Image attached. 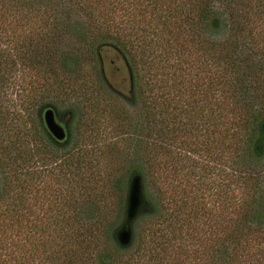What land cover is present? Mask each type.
I'll list each match as a JSON object with an SVG mask.
<instances>
[{
    "label": "trees",
    "instance_id": "1",
    "mask_svg": "<svg viewBox=\"0 0 264 264\" xmlns=\"http://www.w3.org/2000/svg\"><path fill=\"white\" fill-rule=\"evenodd\" d=\"M0 264H264V0H0Z\"/></svg>",
    "mask_w": 264,
    "mask_h": 264
},
{
    "label": "rangeland",
    "instance_id": "2",
    "mask_svg": "<svg viewBox=\"0 0 264 264\" xmlns=\"http://www.w3.org/2000/svg\"><path fill=\"white\" fill-rule=\"evenodd\" d=\"M112 74L109 75V72H107V74H106V76H108L109 82L111 84H113V86L121 87L122 83H121V80H119V76H115V74L114 75H112ZM13 95L14 94L12 93L11 96L13 97ZM119 97H120L119 99L122 102L127 104V100H125L124 95H119ZM21 103H22V105H25V106L29 105L30 108L35 109L33 103L28 104V102H26L25 100ZM30 110H32V109H30ZM57 112H58L57 113L58 115L63 114V108H59V110ZM61 119L63 121L64 119H66V116H62ZM105 132L106 131H103V129L101 128V131H99L94 136V138L104 136ZM77 143H79V141H76V144ZM61 147H62V149H59V151L57 152V154H59V158H58L59 160H63L65 154L71 153V145H67L66 147H63V146H61ZM33 156H34V161L32 164V169L41 175L36 177L37 182L30 192V197H29L30 201H44L45 203H47L48 201H59L58 192L60 191V188L62 185H60V181H59L60 175L58 174V169L55 168V166L53 165L54 158L51 161V159L49 158V155L47 153H37L36 155L33 154ZM114 169H115V166H111V168L107 169V171H105V173L108 172L109 174H112V173H114ZM75 170L78 171L77 169H75ZM73 178L76 179V178H78V176L76 174H74ZM177 179H179L181 181L180 184L183 183V177L181 175H179L177 177ZM105 183L107 184V186H110L108 183V178L105 181ZM51 190L54 191L53 195H51V193H52ZM117 200H118V194L114 191L109 190V194L107 196V201H111V203L114 205ZM36 205H37V202H36Z\"/></svg>",
    "mask_w": 264,
    "mask_h": 264
},
{
    "label": "water",
    "instance_id": "3",
    "mask_svg": "<svg viewBox=\"0 0 264 264\" xmlns=\"http://www.w3.org/2000/svg\"><path fill=\"white\" fill-rule=\"evenodd\" d=\"M102 75L108 87L116 91L107 80V77L102 70ZM130 81V76H129ZM42 122L46 131L57 141L64 140L67 134L66 125L58 123L55 119L54 110L50 106H46L42 110ZM141 204V190L138 176L131 177L127 193L125 196L124 212L122 223L115 232V238L120 246H125L129 243L131 237L130 226L138 213Z\"/></svg>",
    "mask_w": 264,
    "mask_h": 264
},
{
    "label": "flooded vegetation",
    "instance_id": "4",
    "mask_svg": "<svg viewBox=\"0 0 264 264\" xmlns=\"http://www.w3.org/2000/svg\"><path fill=\"white\" fill-rule=\"evenodd\" d=\"M54 114H55V119H56V121L58 122V123H61V124H63V121H62V119L60 118V117H58L57 115H56V113L54 112ZM51 136V135H50Z\"/></svg>",
    "mask_w": 264,
    "mask_h": 264
}]
</instances>
